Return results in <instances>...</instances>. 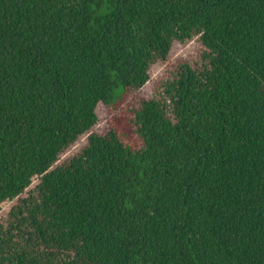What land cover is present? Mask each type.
I'll list each match as a JSON object with an SVG mask.
<instances>
[{
  "label": "trees",
  "instance_id": "1",
  "mask_svg": "<svg viewBox=\"0 0 264 264\" xmlns=\"http://www.w3.org/2000/svg\"><path fill=\"white\" fill-rule=\"evenodd\" d=\"M0 264H264V0H0Z\"/></svg>",
  "mask_w": 264,
  "mask_h": 264
}]
</instances>
